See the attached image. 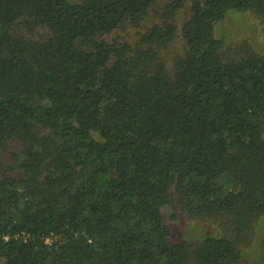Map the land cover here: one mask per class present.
<instances>
[{
  "label": "trees",
  "instance_id": "16d2710c",
  "mask_svg": "<svg viewBox=\"0 0 264 264\" xmlns=\"http://www.w3.org/2000/svg\"><path fill=\"white\" fill-rule=\"evenodd\" d=\"M0 0L2 264H239L264 219V54L225 55L264 0ZM123 28L132 41L108 39ZM181 55L163 52L178 36ZM220 232L174 241L163 209Z\"/></svg>",
  "mask_w": 264,
  "mask_h": 264
},
{
  "label": "rangeland",
  "instance_id": "374dc122",
  "mask_svg": "<svg viewBox=\"0 0 264 264\" xmlns=\"http://www.w3.org/2000/svg\"><path fill=\"white\" fill-rule=\"evenodd\" d=\"M172 0H157L155 6L150 11L145 20L146 27L160 21V13L165 5ZM191 0H185L184 7L176 14V23L180 28L190 14ZM217 37L225 40L224 52L229 57H239L244 51L242 46L246 43L251 45L252 50L264 54V23L262 18L252 12H239L231 10L226 18L220 21L215 27ZM138 36L134 29L123 28L116 31L108 39L120 41H132ZM185 49V43L178 32V36L173 41L167 51L163 52L168 66H171L173 60L177 58ZM19 150L9 145L3 151V159L0 163V173H12L13 154ZM164 221L170 227L174 241L188 239L189 241H199L207 234H218L219 225L210 222H198L181 212L177 203L167 206L163 209ZM2 264V263H0ZM239 264H264V219L256 223L252 244L243 248V258Z\"/></svg>",
  "mask_w": 264,
  "mask_h": 264
}]
</instances>
